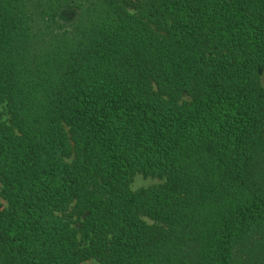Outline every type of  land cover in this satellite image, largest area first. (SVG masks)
Returning a JSON list of instances; mask_svg holds the SVG:
<instances>
[{"label":"trees","instance_id":"obj_1","mask_svg":"<svg viewBox=\"0 0 264 264\" xmlns=\"http://www.w3.org/2000/svg\"><path fill=\"white\" fill-rule=\"evenodd\" d=\"M90 260L264 264V0H0V264Z\"/></svg>","mask_w":264,"mask_h":264},{"label":"rangeland","instance_id":"obj_2","mask_svg":"<svg viewBox=\"0 0 264 264\" xmlns=\"http://www.w3.org/2000/svg\"><path fill=\"white\" fill-rule=\"evenodd\" d=\"M73 18V13H68L64 15L65 20H71ZM3 112H5L4 109H2ZM162 181L153 179L151 177H144L141 174L136 175L133 178V181L131 183V188L133 191H139L141 189L147 188L149 186H152L154 184L161 183ZM3 203V201H2ZM84 264H99L96 260H90L85 262Z\"/></svg>","mask_w":264,"mask_h":264}]
</instances>
